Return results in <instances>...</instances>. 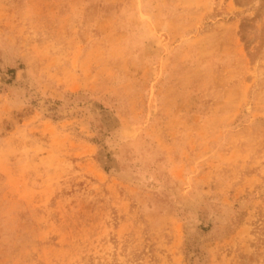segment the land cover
I'll use <instances>...</instances> for the list:
<instances>
[{"label":"rangeland","instance_id":"374dc122","mask_svg":"<svg viewBox=\"0 0 264 264\" xmlns=\"http://www.w3.org/2000/svg\"><path fill=\"white\" fill-rule=\"evenodd\" d=\"M0 264H264V0H0Z\"/></svg>","mask_w":264,"mask_h":264}]
</instances>
